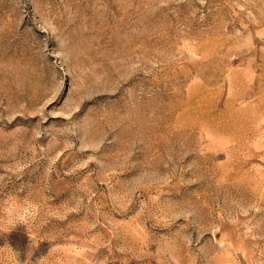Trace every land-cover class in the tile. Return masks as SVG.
I'll return each instance as SVG.
<instances>
[{"label": "rangeland", "instance_id": "1", "mask_svg": "<svg viewBox=\"0 0 264 264\" xmlns=\"http://www.w3.org/2000/svg\"><path fill=\"white\" fill-rule=\"evenodd\" d=\"M0 264H264V0H0Z\"/></svg>", "mask_w": 264, "mask_h": 264}]
</instances>
